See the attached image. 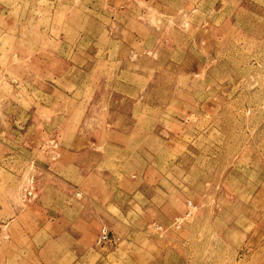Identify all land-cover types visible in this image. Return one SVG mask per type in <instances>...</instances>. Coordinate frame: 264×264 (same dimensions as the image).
Segmentation results:
<instances>
[{
    "label": "rangeland",
    "instance_id": "rangeland-1",
    "mask_svg": "<svg viewBox=\"0 0 264 264\" xmlns=\"http://www.w3.org/2000/svg\"><path fill=\"white\" fill-rule=\"evenodd\" d=\"M0 264H264V0H0Z\"/></svg>",
    "mask_w": 264,
    "mask_h": 264
},
{
    "label": "built area",
    "instance_id": "built-area-1",
    "mask_svg": "<svg viewBox=\"0 0 264 264\" xmlns=\"http://www.w3.org/2000/svg\"><path fill=\"white\" fill-rule=\"evenodd\" d=\"M26 196L30 198L32 196V190L29 189L26 192ZM116 238L113 236L110 230L106 227H101L96 236V243L99 246H106L110 244H114L116 242Z\"/></svg>",
    "mask_w": 264,
    "mask_h": 264
}]
</instances>
